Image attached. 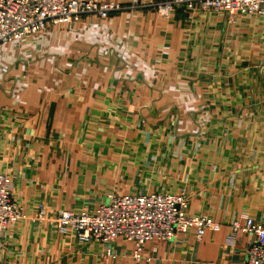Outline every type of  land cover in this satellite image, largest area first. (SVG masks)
I'll return each mask as SVG.
<instances>
[{"label":"crops","instance_id":"1","mask_svg":"<svg viewBox=\"0 0 264 264\" xmlns=\"http://www.w3.org/2000/svg\"><path fill=\"white\" fill-rule=\"evenodd\" d=\"M0 173L25 215L0 264H243L255 237L229 243L232 224L264 221V18L130 8L3 46ZM182 188L221 229L150 243L139 263L125 240L83 244L56 224L110 194Z\"/></svg>","mask_w":264,"mask_h":264},{"label":"built area","instance_id":"2","mask_svg":"<svg viewBox=\"0 0 264 264\" xmlns=\"http://www.w3.org/2000/svg\"><path fill=\"white\" fill-rule=\"evenodd\" d=\"M130 8L154 9L164 18H170L178 9L193 13L200 8L230 23L237 18H264V0H164L129 7L103 0H0V49L42 36L53 25L77 23L89 15L107 20ZM12 183L8 174L0 173V245L5 235L25 219ZM108 198L93 210H62L56 221L58 229L74 234L80 243H97L102 248L125 240L132 245V257L137 263L150 243L170 242L189 232L201 240L207 230L221 229L212 219L188 212L190 196L186 188L149 195L110 194ZM37 212L38 219L44 218L43 206ZM232 226L229 243H234L240 232L255 237L243 264H264V221L248 217L243 225L235 221ZM106 254L112 256L111 250L107 249Z\"/></svg>","mask_w":264,"mask_h":264}]
</instances>
